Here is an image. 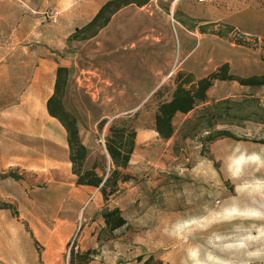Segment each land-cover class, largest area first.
<instances>
[{"label":"rangeland","instance_id":"374dc122","mask_svg":"<svg viewBox=\"0 0 264 264\" xmlns=\"http://www.w3.org/2000/svg\"><path fill=\"white\" fill-rule=\"evenodd\" d=\"M226 65L159 139L178 74ZM1 73L3 105L33 83L52 120L35 113L21 137L42 156L0 165V264H70L72 248L90 264H264V0H0ZM112 126L136 149L105 202ZM115 208L127 225L111 233Z\"/></svg>","mask_w":264,"mask_h":264},{"label":"trees","instance_id":"16d2710c","mask_svg":"<svg viewBox=\"0 0 264 264\" xmlns=\"http://www.w3.org/2000/svg\"><path fill=\"white\" fill-rule=\"evenodd\" d=\"M227 65L218 72L208 77L198 79L190 73H179L175 79V89L170 100L161 101L158 104L155 116V132L159 139L164 142L169 141L175 132L174 120L178 115H187L197 109L201 104H205L209 99V92L215 82L223 78V71ZM243 82H255L258 79L242 80ZM221 132L217 135H227ZM215 136L210 135L209 140ZM137 132L133 128L125 126H112L106 139V149L112 161L111 173L103 182L100 193L105 202H109L112 197L119 194L120 183L127 181L126 170L129 168L132 157L136 149ZM101 185V184H100ZM102 218L108 230L114 233L127 225V220L123 217L118 208L102 213ZM95 250L85 252L71 249L70 264L79 261L81 264H90L93 261Z\"/></svg>","mask_w":264,"mask_h":264},{"label":"crops","instance_id":"0c3cea01","mask_svg":"<svg viewBox=\"0 0 264 264\" xmlns=\"http://www.w3.org/2000/svg\"><path fill=\"white\" fill-rule=\"evenodd\" d=\"M58 14H56L57 16ZM54 16V17H56ZM25 21L21 22L19 26L20 31H25ZM36 29L40 31L41 29H47L46 25H42L41 22H38L34 25V29H32L33 33L36 32ZM12 75L10 73H1L0 81H10ZM5 85V83H3ZM7 85H10L7 83ZM0 83V165L2 168L13 163H17L20 160L25 159V156H42L40 152H33L32 150L27 151L25 147L26 142L24 140L21 141V137L25 133V128L27 125V121L30 118L35 117V113L41 114V116H45L48 120H52L49 117L48 110L46 107L42 105L41 101V89L36 87L33 88L34 84H30L29 87L22 89L19 93L18 97L14 94V90L12 89L11 96L7 97L8 99H12L13 103H6L3 105V100L1 99V94L9 92L7 89L1 87ZM34 89V90H33ZM34 92V97L38 95L39 100H33V103H27L26 97L30 95V93ZM31 97V95L29 96ZM28 97V98H29ZM17 98V99H16ZM15 99V100H14ZM5 100V101H7ZM25 113H32L33 116L28 117V114L25 116ZM22 114V115H21ZM61 145L66 146L65 140L61 142Z\"/></svg>","mask_w":264,"mask_h":264},{"label":"built area","instance_id":"2783aa9c","mask_svg":"<svg viewBox=\"0 0 264 264\" xmlns=\"http://www.w3.org/2000/svg\"><path fill=\"white\" fill-rule=\"evenodd\" d=\"M199 2H203V3H206V2H212V1H218V0H198ZM57 19L56 17H54V23H56Z\"/></svg>","mask_w":264,"mask_h":264}]
</instances>
